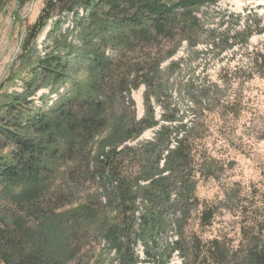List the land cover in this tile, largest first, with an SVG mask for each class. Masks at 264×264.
<instances>
[{"label": "trees", "instance_id": "16d2710c", "mask_svg": "<svg viewBox=\"0 0 264 264\" xmlns=\"http://www.w3.org/2000/svg\"><path fill=\"white\" fill-rule=\"evenodd\" d=\"M220 1H46L23 44L31 76L24 90L0 107V188L13 203L25 206L18 211L32 220L0 213V264H81L96 234L119 244L117 264H165L175 251L190 248L182 233L194 208L201 207L203 226L212 225L217 207L198 204L197 178L216 179L218 160H208L209 148L198 143L202 126L197 131L196 119H186L188 112L175 97L181 87L171 77L180 62L165 70L161 64L182 42L191 49L207 45L220 56L237 47L248 49L251 38L264 34L260 6L240 13L221 10L216 27H210L205 10ZM64 13L73 15L72 27L50 31V44L40 53V34L58 15L54 29L60 27ZM80 71L85 77L75 78ZM244 74L264 77V44L246 54ZM65 81L71 87L52 106L44 108L48 95L40 97L42 106L35 104L33 97L42 88L55 89ZM130 85L146 87L144 116L137 119L127 111L134 105L129 100L125 113L111 122L109 109L130 95ZM150 129H156L152 138L130 144ZM102 135L105 150L92 157L91 144ZM58 175L71 184L69 194L57 187ZM82 179L95 185V192L57 214L75 201L69 202L68 195L79 198ZM239 213L242 239L252 249L244 260L264 264V237L247 231L254 219L243 208ZM107 214H115L113 222ZM172 226L178 238L163 242ZM138 242L144 256L135 250ZM196 246V262L202 257L207 264H226L217 239L209 248L201 242Z\"/></svg>", "mask_w": 264, "mask_h": 264}, {"label": "rangeland", "instance_id": "374dc122", "mask_svg": "<svg viewBox=\"0 0 264 264\" xmlns=\"http://www.w3.org/2000/svg\"><path fill=\"white\" fill-rule=\"evenodd\" d=\"M46 1L0 0V107L10 95L22 92L26 80L31 76L29 60L23 51V44L29 26L35 23ZM257 6H260L258 12L264 21V0H221L217 6L209 10L204 9L208 13L209 26L216 27L219 11L226 9L240 13L247 8ZM59 18L61 16L58 15L50 20L40 34L37 40L40 53L50 44L48 38L50 31L55 30V33H59L72 27L73 15L64 13L61 26L54 29L55 22ZM263 44L264 34L257 35L251 38L248 49L237 47L215 56L211 47L207 45H199L191 49L186 42H182L177 53L161 64L165 70L171 62H180L181 68H177L175 75L171 77V82L176 83V87H181V93H176L175 97L181 110L188 112L186 119L188 121L196 119L194 125L197 126V131L199 126H202L200 133L202 139H198V143L209 148L208 160L210 161L211 158L214 161L218 160L216 163L218 177L202 179V176H199L196 189L198 204L202 208L206 204L217 207V216L212 225L203 226L199 220L201 207L194 208L190 221L182 233L183 244L187 243L190 248L185 247L184 253L175 251L165 264H198L199 262L207 264L202 261V257H198L196 262L195 252L199 250L196 245L201 242L208 244L209 248L213 239H217L225 251L223 260L226 264H246L244 258L252 249L248 245V240L242 239L240 208H243L247 217L254 219L247 231L252 229L255 231L252 235L258 233L260 237H264V77L254 75L248 78V75L244 74L246 54ZM33 55L36 56L37 53ZM85 74L84 71L77 72L75 78L82 79ZM70 87L71 82L65 81L55 89H51V86L42 88L33 97L34 102L42 106L40 97L48 95L44 108H49L59 95ZM130 87V95H125V99H118L109 109L111 122H115L125 113L124 102L127 103L129 100H132L134 105L131 104L132 107L127 111L134 112L137 119L144 116L146 87L145 85L138 87L130 85ZM190 87L193 88L194 94L189 91ZM188 95L191 96L190 99ZM155 107L157 116L160 117V107L158 105ZM155 130H147L137 141L130 144L152 138ZM104 138V136L100 137L91 144L92 157L103 154L102 151L105 149L101 147L100 142ZM63 169L65 170V167ZM58 186L64 192H71V184L67 180L63 181L61 175H58ZM78 187L79 198L68 195L69 202L75 199L72 204H66L67 200L62 198L66 205L61 207L57 214L66 213L84 203L86 196L90 192L94 193L96 188L87 179H82ZM223 190L228 192L227 196ZM46 199L47 197L43 201ZM23 207L25 209V206L13 203L0 188L1 214L16 213L31 222L32 220L27 218L24 212L18 211ZM107 215L112 221L115 214ZM178 235V231L172 226L167 229L161 240L173 242ZM109 241L98 234L89 238L85 248L87 257L81 264H117L119 244L114 246ZM135 250L144 256L140 242L136 244Z\"/></svg>", "mask_w": 264, "mask_h": 264}]
</instances>
